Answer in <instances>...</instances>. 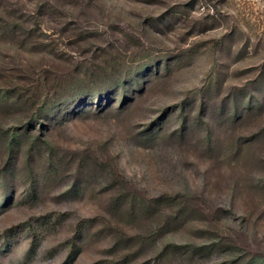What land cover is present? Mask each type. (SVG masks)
<instances>
[{"label":"rangeland","instance_id":"rangeland-1","mask_svg":"<svg viewBox=\"0 0 264 264\" xmlns=\"http://www.w3.org/2000/svg\"><path fill=\"white\" fill-rule=\"evenodd\" d=\"M42 1L0 0V264H264V0Z\"/></svg>","mask_w":264,"mask_h":264},{"label":"trees","instance_id":"trees-1","mask_svg":"<svg viewBox=\"0 0 264 264\" xmlns=\"http://www.w3.org/2000/svg\"><path fill=\"white\" fill-rule=\"evenodd\" d=\"M43 3H45L46 5H44L45 6V9L46 10H49L48 8L50 7V5H57V3L59 4V5H61V0H53L52 1V3H50V2H45V1H42ZM44 6H41V7H44ZM0 26H2L1 24H0ZM14 27H18V25H17V23L15 22L14 23V26H12V28H14ZM3 27H1V29H2ZM10 32H12L14 35H16L17 33H18V31L17 32H15V31H10ZM140 75H137V74H135V75H133V77L130 79V80H127V78H125V79H122L121 81H118V88L120 89V90H122V97L124 98L127 94H128V91H127V89H126V87H132L135 83L136 84H141V83H139L140 81V77H139ZM84 78H87V76H83ZM104 98V97H103ZM103 98H101L100 99V101L99 102H104V99ZM55 104H56V102H55V100L54 99H48V100H46L45 101V104L43 105V108H46V109H48V108H50V107H55ZM85 104H86V102H85ZM48 107V108H47ZM48 110H50V109H48ZM50 111H55V110H50ZM46 112H49V111H46ZM59 113L57 112L56 114H55V117H57L56 119H58L59 117ZM41 123V122H40ZM41 126L43 125V124H40ZM235 249H238L237 247H234ZM193 250V256H196V255H200V253H204V252H206L208 249H209V247H196V248H192ZM212 251L211 250H209V253H211Z\"/></svg>","mask_w":264,"mask_h":264}]
</instances>
